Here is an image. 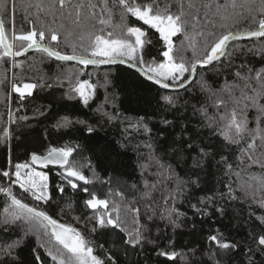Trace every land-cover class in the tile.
<instances>
[{
  "label": "snow or ice",
  "instance_id": "6c2138e0",
  "mask_svg": "<svg viewBox=\"0 0 264 264\" xmlns=\"http://www.w3.org/2000/svg\"><path fill=\"white\" fill-rule=\"evenodd\" d=\"M32 8H35L34 13L28 11ZM117 8L122 22L132 20L131 24L122 23L119 32L112 25ZM41 14L45 19H41ZM15 15V0H0V61L11 58L13 67H18L20 65L15 58L35 49L57 61L76 62L82 67L77 70L76 78L69 80L67 98L79 99L84 106H88L94 98L97 88L90 73L89 78H80L90 65L126 64L160 88L177 90L176 95L165 94L159 97L167 108H175L180 103L182 97L178 90H188V86L197 79L198 67L206 69L208 66L223 65L233 79L224 77L219 86H214L203 77L197 82L205 100L200 107L191 105L192 114L199 117L193 134L187 135L188 126L181 124V134L170 142L166 141L168 147L158 142L144 144L147 153L138 161L144 195L150 198V193L158 184H172L175 187L168 193L166 202L174 203L188 186L198 185L199 182L196 171L191 174L186 172L187 179L180 175L177 167L181 162L187 163L190 159L192 169L203 170L209 157L215 160L216 155H219L217 163L223 165L226 176H234L237 180H241L242 174L248 176V180H241L237 185L244 201H251L258 208L264 209V59L259 62V67L251 61L234 65L231 59L234 51L241 54L245 50L249 54L257 51L256 47L237 48L235 42L240 40L251 41L254 45L259 41V51L264 53V0H36L24 7L22 19L29 27L24 30L22 26L19 31ZM242 24L248 26L242 28ZM149 30L158 33L159 40L163 42L158 51L161 60H157L149 51L152 46ZM62 36L63 43L71 48L70 53H62L52 46H58ZM178 36L183 37L180 49H177L173 40ZM185 42L192 55L190 58L183 55L177 58L176 51L186 50ZM146 55L149 59H145ZM108 83L110 81L105 75L101 86L106 87ZM37 87L38 84L34 82L13 81L11 92L23 101L31 97ZM183 106L187 108L189 102L185 100ZM209 108L213 111L209 112ZM251 110H255L252 121L248 116ZM97 111L109 119L116 118L102 107H98ZM253 122L255 127H250ZM13 123L15 121L10 113L8 127L0 129L6 141L11 140L15 134L16 130L11 127ZM162 123L166 126L173 124L167 119ZM78 125H82L80 130L90 136L97 131L86 120L73 121L68 116L55 119L52 129L66 132ZM133 126L137 129L142 127L146 133H151L143 118ZM203 130H207V137H203ZM47 135L46 132L45 141ZM212 138L219 140V143L214 145ZM204 139L208 143H204ZM231 146L238 148L235 164L223 155V150ZM213 147L217 149L215 155ZM79 149L80 145L73 142L60 146L41 142L40 148L30 151L25 161L13 164L9 156L7 166L0 169V178L7 180L6 186L0 185V194L5 198L0 230L7 232L15 226L23 232L17 240L0 246V264H20L16 250L30 234L41 240V247L51 258L52 264H115L111 256L101 258L94 254L92 242L80 231L70 224L61 223L42 207L53 200V187L63 193L65 185L76 190L81 188L80 182L84 185L92 183L84 174L85 164L76 159L80 155ZM108 163L116 161L109 157ZM50 166L60 169L56 175L63 183H52ZM253 167L261 170L259 175L249 171ZM234 183L231 179L225 183L228 192L226 196L221 192L220 198L242 199L235 194ZM81 190L91 197L85 203L94 210L93 218L97 227L127 231L125 242L128 245L134 247L142 244L145 237L143 226L139 224V208L129 209L135 213L132 218L135 226L127 228V221L121 219L119 204L89 193L87 187ZM22 196L30 197L33 203H26ZM216 201V196L206 197L199 201L204 205L203 209L197 205L191 207L201 215H208L207 209L215 205ZM166 211L169 223L178 227L177 219L185 214L174 207ZM215 211L223 215L225 210L216 207ZM255 219L264 227V215ZM222 236V233L209 236L220 256L215 264H221L225 255L230 256L242 248L239 242L222 239ZM250 239L252 244L245 248L247 264H257V257H260L259 264H264V231L252 235ZM168 243H172L171 238ZM155 247L159 248L156 252L159 257L174 260L178 255L158 244ZM33 253L37 264H44L35 249ZM213 255L215 257L216 254Z\"/></svg>",
  "mask_w": 264,
  "mask_h": 264
},
{
  "label": "trees",
  "instance_id": "16d2710c",
  "mask_svg": "<svg viewBox=\"0 0 264 264\" xmlns=\"http://www.w3.org/2000/svg\"><path fill=\"white\" fill-rule=\"evenodd\" d=\"M15 2L17 31L21 30L22 26L24 30H27L29 25L22 19L24 7L28 3H35L36 0H15ZM28 11L34 13L35 8ZM115 13L112 25L117 32L122 23H132L131 19L121 21L118 8L115 9ZM41 19H45L43 14ZM247 26V24L241 25L242 28ZM148 36L152 41V46L149 48L151 55L161 60L162 57L158 55V51L162 48L163 42L159 40V34L149 30ZM173 40L177 49H180L183 37H174ZM235 43L237 48L256 47L257 51L255 54H249L246 50L243 54L234 51L231 57L234 65L251 61L257 67L260 66L259 62L264 59V53L259 51V41H256L255 45L248 40ZM52 46L57 47V50L62 53L71 52V48L63 43V36L58 46L54 44ZM185 49L176 51L177 58L181 55L185 58L191 57L192 51L186 47V42ZM145 59L149 57L146 55ZM15 60L20 66L13 67L11 58L0 61V129L8 127L11 113L15 121L11 127L16 130L13 138L8 141L3 138V132L0 131V169L7 166L9 156L13 164L25 161L30 151L40 148L41 142L56 146L73 142L80 145V155L76 159L85 164L84 174L92 181L89 185L80 182L81 188L76 190L65 185L63 193L57 192L53 187L51 189L53 200L48 205H42L49 215L61 223L75 227L92 242L94 254L101 258L111 256L115 264H215V260L220 256L215 245L209 240V236L219 233L223 234L222 239L239 242L242 245L241 251L230 256L225 255L221 264H247L245 248L252 244L250 237L264 231V227L255 219L257 216L264 215V209L258 208L251 201L245 202L243 194L237 187L241 180H248L247 175L242 174L241 180H237L234 176L231 178L226 176L223 165L217 163L219 155H216L215 160L209 157L203 170L192 169L189 159L187 163L181 162L177 171L185 179H187L186 172L188 174L192 171L198 172V185L188 186L185 193L171 203L166 202V199L175 185L158 184L148 198L144 195L145 189L138 168V161L142 160L147 153V148L144 147L146 142H158L168 147L166 141L170 142L181 134V124L188 126L187 135L193 134L199 117L192 114L191 105L200 107L205 100L197 82L203 77L214 86H219L223 83L224 77L233 79L223 65L217 64L216 67L209 66L206 69L198 68L197 79L193 84L187 91H179L182 97L180 103L175 108H167L159 97L165 94L176 95L177 92L162 90L124 66L105 68L88 66L80 78H89L90 73L93 83H97V88L94 98L89 101L88 106H84L80 100L67 98L69 80L76 78L77 70L82 67L81 65L57 61L54 57L49 58L37 50L17 57ZM105 75L110 83L102 87ZM19 80L38 84L33 95L23 101L18 99L17 94L11 92V83ZM185 100L189 102L187 108L183 106ZM98 107H102L104 111L116 118L109 119L102 112L97 111ZM212 111L209 108V112ZM254 115L255 110L249 111L250 121ZM62 116H68L73 121L86 120L94 125L97 131L90 136L80 130L82 125L66 132L53 130L52 124L55 123V119ZM141 118L151 129V133H146L142 127L137 129L133 126ZM164 119L172 121L173 124L164 125L162 123ZM249 126L255 127L254 122ZM46 132L48 135L45 141ZM202 135L207 137V130H203ZM184 138L186 139L187 136ZM212 142L215 145L219 143V140L212 138ZM204 143H208V140L204 139ZM212 151L215 155L217 149L213 147ZM223 155L228 157L230 163L235 164L238 155L237 146L225 148ZM109 157L116 163L109 164ZM59 171L57 166H50L49 175L53 184L63 183L57 178L56 174ZM249 171L256 175L261 172L258 167H253ZM230 179L235 182L233 184L236 188L235 194L241 196V200L220 198L221 192L227 195L228 189L225 183ZM0 185L6 186L7 180L0 178ZM83 187H87L89 193H94L99 198L119 204L121 219L127 221V228L135 226L132 224L135 213L129 209L139 208V224L143 226L142 232L145 237L142 244L134 247L128 245L125 242L127 231L97 227L93 218L94 210L85 203L91 197L81 190ZM17 194L21 195L19 192ZM212 196H216L217 201L215 205L207 209L208 215H201L191 207V205H197L203 209L204 205L199 201ZM22 198L26 203H33L30 197L22 196ZM4 199L3 194H0V218L3 217ZM170 207L185 214L177 219L178 227L168 221L166 210ZM216 207L224 208V214L220 215L216 212ZM252 213H255V216H252ZM94 227L95 231L92 230ZM21 235L23 232L15 226L7 232L0 230V246L17 240ZM170 238L171 244L168 243ZM156 244L165 247V250L175 251L178 255L174 260L159 257L156 255L159 251V248L155 247ZM33 249L40 254L44 264H52L51 258L41 247V240L31 234L16 250L20 264H37ZM256 259L259 264L260 257Z\"/></svg>",
  "mask_w": 264,
  "mask_h": 264
},
{
  "label": "water",
  "instance_id": "95a60500",
  "mask_svg": "<svg viewBox=\"0 0 264 264\" xmlns=\"http://www.w3.org/2000/svg\"><path fill=\"white\" fill-rule=\"evenodd\" d=\"M32 51H35V49H31V50H29V52L28 53H30V52H32ZM28 53H26V54H28ZM25 54V55H26ZM20 57H22V56H20ZM17 58V57H16ZM62 62H64V61H62ZM66 63H73V64H76V62H66ZM91 66V65H90ZM116 66H124V67H126V68H129V66L128 65H126V64H111V65H100V66H93V67H96V68H105V67H116ZM209 67V66H208ZM199 68V67H198ZM129 69H131V70H133V71H135V72H137L135 69H132V68H129ZM138 73V72H137ZM144 80H146V78H144L140 73H138ZM147 82H149V83H151V84H153V85H155L153 82H151V81H148V80H146ZM195 81V80H194ZM193 81V82H194ZM193 84V83H192ZM191 84V85H192ZM155 86H157V87H159L158 85H155ZM190 86V85H189ZM188 86V87H189ZM160 88V87H159ZM160 89H162V88H160ZM162 90H165V91H168V92H177V90H173V89H162ZM184 89H180V90H178V92L179 91H183Z\"/></svg>",
  "mask_w": 264,
  "mask_h": 264
},
{
  "label": "rangeland",
  "instance_id": "374dc122",
  "mask_svg": "<svg viewBox=\"0 0 264 264\" xmlns=\"http://www.w3.org/2000/svg\"><path fill=\"white\" fill-rule=\"evenodd\" d=\"M73 100H79V99H73Z\"/></svg>",
  "mask_w": 264,
  "mask_h": 264
}]
</instances>
